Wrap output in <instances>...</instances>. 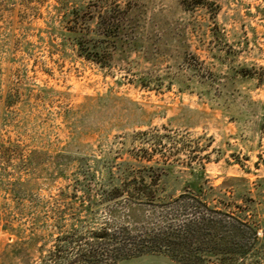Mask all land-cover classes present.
Masks as SVG:
<instances>
[{"label":"rangeland","instance_id":"374dc122","mask_svg":"<svg viewBox=\"0 0 264 264\" xmlns=\"http://www.w3.org/2000/svg\"><path fill=\"white\" fill-rule=\"evenodd\" d=\"M40 1L0 0V215L19 226L23 240L36 237L32 264L44 259L59 230L76 227L79 218L84 228L94 225L75 209H62L69 201L58 196L67 191L77 159H84L90 172L94 159L120 162L150 154L169 166L164 187L175 189L202 166L213 186H229L240 204L255 206L252 221L261 234L264 89L255 78L264 74L259 68H264V0H215L218 41L204 26L180 34L178 23L202 20V13L173 11V42L149 74L163 83L151 91L130 83L149 67H136L139 59L132 57L124 70L101 69L69 47L60 52L50 46L46 22L54 0ZM169 2L156 0L155 9ZM181 37L199 58L195 70L181 65ZM241 66L253 76L240 75ZM32 150L38 153L25 161ZM16 179L26 181L22 200L6 191ZM100 180L97 172L90 181L93 193ZM32 205L36 209L29 211ZM15 239L0 225V251ZM120 264L179 263L146 254Z\"/></svg>","mask_w":264,"mask_h":264},{"label":"trees","instance_id":"16d2710c","mask_svg":"<svg viewBox=\"0 0 264 264\" xmlns=\"http://www.w3.org/2000/svg\"><path fill=\"white\" fill-rule=\"evenodd\" d=\"M155 1L54 0L46 22L48 43L60 52L69 47L76 56L101 69L124 70L132 57L139 59L136 67H149L130 83L156 90L163 78L149 74L173 42L170 30L176 20L172 12H201L202 20L177 24L180 34L187 28L204 26L211 39L218 41L220 5L215 0H172L163 9H155ZM179 43L184 45L181 65L195 70L201 65L198 56L188 52L186 39L181 37ZM241 68L240 75L250 74L244 73L245 66ZM255 79L264 89V74ZM259 126L264 134V104ZM147 143L156 147L155 142ZM37 153L32 150L24 160L31 161ZM93 164L89 172L84 169V159H77L67 191L61 190L58 196L69 201L62 209L69 206L94 225L84 228L79 218L76 227L72 223L63 234L59 230L55 244L35 264H120L146 254H162L179 264H264V228L259 234L252 221L255 206L240 204L238 193L229 186H213L202 166L175 189L164 187L170 178L169 166L156 163L150 154L120 162L94 159ZM97 172L101 180L93 193L90 181ZM9 184L8 194L15 200L24 199L26 181L16 179ZM29 208L32 211L36 206ZM99 212H103L102 218ZM0 221L1 231L16 237L0 251V264H32L29 256L36 237L23 240L19 226L13 227L3 215Z\"/></svg>","mask_w":264,"mask_h":264}]
</instances>
